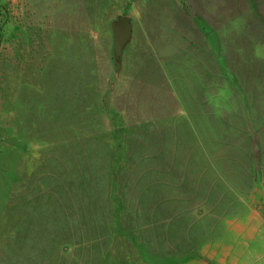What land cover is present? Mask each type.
<instances>
[{"label": "rangeland", "instance_id": "rangeland-1", "mask_svg": "<svg viewBox=\"0 0 264 264\" xmlns=\"http://www.w3.org/2000/svg\"><path fill=\"white\" fill-rule=\"evenodd\" d=\"M0 264H264V0H0Z\"/></svg>", "mask_w": 264, "mask_h": 264}]
</instances>
